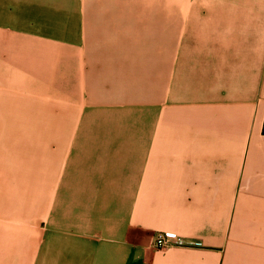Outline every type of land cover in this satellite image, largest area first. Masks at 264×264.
I'll return each mask as SVG.
<instances>
[{"label": "crops", "instance_id": "crops-1", "mask_svg": "<svg viewBox=\"0 0 264 264\" xmlns=\"http://www.w3.org/2000/svg\"><path fill=\"white\" fill-rule=\"evenodd\" d=\"M263 125L264 0H0V264H264Z\"/></svg>", "mask_w": 264, "mask_h": 264}, {"label": "built area", "instance_id": "built-area-1", "mask_svg": "<svg viewBox=\"0 0 264 264\" xmlns=\"http://www.w3.org/2000/svg\"><path fill=\"white\" fill-rule=\"evenodd\" d=\"M152 248L155 250H165L173 246H184L186 243L177 235L167 232H157L153 236Z\"/></svg>", "mask_w": 264, "mask_h": 264}, {"label": "rangeland", "instance_id": "rangeland-1", "mask_svg": "<svg viewBox=\"0 0 264 264\" xmlns=\"http://www.w3.org/2000/svg\"><path fill=\"white\" fill-rule=\"evenodd\" d=\"M17 206H18V204L13 203V210H12V211L16 212V207H17Z\"/></svg>", "mask_w": 264, "mask_h": 264}, {"label": "trees", "instance_id": "trees-1", "mask_svg": "<svg viewBox=\"0 0 264 264\" xmlns=\"http://www.w3.org/2000/svg\"><path fill=\"white\" fill-rule=\"evenodd\" d=\"M262 131H263V134H264V125H263V130Z\"/></svg>", "mask_w": 264, "mask_h": 264}]
</instances>
